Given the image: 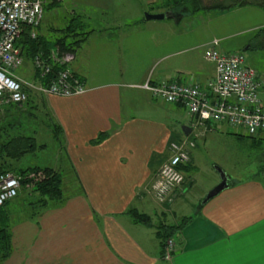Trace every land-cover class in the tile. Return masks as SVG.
I'll return each mask as SVG.
<instances>
[{"label": "crops", "instance_id": "crops-1", "mask_svg": "<svg viewBox=\"0 0 264 264\" xmlns=\"http://www.w3.org/2000/svg\"><path fill=\"white\" fill-rule=\"evenodd\" d=\"M70 1L69 5L67 0L52 2L33 31L51 42L59 35L57 30L69 25L71 15L87 19L93 11L113 20L112 28L90 36L72 64L89 91L73 97L43 94L44 101L38 97L39 106L44 102L63 129L69 159L66 171L74 172L78 194L35 217L10 211L15 218L13 250L0 264H264V181L255 178L256 172L229 180L227 189L204 205L200 201L192 215L176 214L151 197L153 181L175 142L167 116H187L191 124L193 119L182 105L156 104L159 101L142 88L148 81L153 85L166 81L194 82L210 90L216 71L205 53L211 42L219 40L221 52L251 54L250 59L245 56L262 78L259 93L264 106V10L249 5L179 12L169 10L167 0H147L155 11L146 13L172 11L184 16L177 21L142 19L122 26V20L115 18L122 0ZM223 1L229 3L210 7L232 4ZM206 2L202 0V6ZM22 68L25 75L21 76L34 82L32 60L24 57ZM24 70L31 71L32 80L26 79ZM39 94L33 90V95ZM141 107L149 109L146 115L133 112ZM227 128L217 124L202 130L241 141L236 134L244 132ZM100 134L107 137L95 144ZM253 140L254 146L263 148L264 133ZM62 157L59 154L58 164ZM183 188L176 190L172 203ZM132 210L161 213L159 224L177 225L180 218H194L174 238L170 260L162 259L157 225L135 222ZM166 210L174 212L173 222L164 218Z\"/></svg>", "mask_w": 264, "mask_h": 264}, {"label": "built area", "instance_id": "built-area-1", "mask_svg": "<svg viewBox=\"0 0 264 264\" xmlns=\"http://www.w3.org/2000/svg\"><path fill=\"white\" fill-rule=\"evenodd\" d=\"M45 3V0H0V106L25 103L28 100L26 88L58 97L79 96L89 91L84 80L72 69L75 55L59 49H54L48 56L39 52L33 58L34 82L17 74L24 66V56L17 42L26 27L32 29V38H37L33 30L43 20ZM219 43V40L211 42L205 53V59L214 64L216 71L210 90L205 91L194 82L166 81L158 85L148 81L142 88L155 100L185 107L193 119L194 129L224 124L237 132L257 137L264 133V106L259 93L262 78L248 64L244 53L221 52L217 49ZM56 65L66 68L54 73ZM188 145L195 146L189 140L170 145L169 158L162 163L151 186V193L160 204L169 201L185 183V175L179 167L190 160ZM20 181L13 173L0 174V207L18 197ZM174 251L175 242L169 240L165 260H170Z\"/></svg>", "mask_w": 264, "mask_h": 264}, {"label": "trees", "instance_id": "trees-1", "mask_svg": "<svg viewBox=\"0 0 264 264\" xmlns=\"http://www.w3.org/2000/svg\"><path fill=\"white\" fill-rule=\"evenodd\" d=\"M45 1V10H48L51 5H54L52 2L57 3L61 0ZM230 1L232 4H229L227 7L221 5H214L213 7L202 6V0H167L166 3L169 5V10L179 12H183L185 8H187L188 12H194L205 8L226 10V8L232 6L243 7L249 5L258 6L264 10V0ZM189 4L191 7H188L190 6ZM23 33V37L17 42V47L20 48L22 55L26 58L33 60L39 52L48 56L54 49H59L60 52L74 54L76 59L78 51L87 42L90 36L97 33V31L93 29L87 30L86 18L80 14H75L71 18L69 25L63 29L57 30L59 35L51 42L45 41L40 36L32 38L30 27H26ZM65 68L64 65H56L55 68H53V72L56 73L58 71H63ZM45 84H47V81ZM25 90L28 93V100L22 105L10 103L0 106V174L10 172L18 176L21 180V191L18 197L0 207V263L6 261L12 254L13 218L8 210L9 207L12 206L11 203H19L20 200L18 199H20L22 193L28 191L36 197L27 206V210L29 209V211H27L26 215L31 217H35L45 210L60 207L69 198L78 194V190L74 189L70 195H66L63 187L65 178L64 173L66 172V167L69 165V159L66 155L62 127L56 121L52 112L45 106L44 102L39 106L38 102L41 101H38V97L44 101L43 94L33 95V90L29 88H26ZM23 119L28 120V122L36 120L40 122L41 125L44 124V126L50 131L52 141L57 145L60 152L59 154H62L63 156L60 160L61 166L54 168L50 166L41 167L36 165L22 168L18 165V162L24 159L27 155L34 154L37 152L38 148L46 147V145H39L38 138L35 134H26L28 129L24 128L22 123ZM236 135L241 136L244 139H253V137L250 136L247 137L241 134ZM106 137L107 134H100L94 143L99 144L105 140ZM179 169L182 172L188 170V164L181 165ZM21 201H23V199H21ZM23 202L26 203L25 201ZM130 215L135 222L146 226H152L151 218L148 215L136 210H132ZM193 219L192 216L185 217L180 224L171 225L163 222L155 227L157 237L160 240V245L162 247L161 256L163 260H165V249L168 241L174 240V238L177 237Z\"/></svg>", "mask_w": 264, "mask_h": 264}, {"label": "rangeland", "instance_id": "rangeland-1", "mask_svg": "<svg viewBox=\"0 0 264 264\" xmlns=\"http://www.w3.org/2000/svg\"><path fill=\"white\" fill-rule=\"evenodd\" d=\"M70 2V0H67L66 3L69 5ZM228 3V1L223 0H207L204 5H224ZM117 7L118 9L115 18L120 21L122 20V26H125L128 23H132L131 21L140 22L142 19L144 21L143 14H145L146 12L155 11L154 9H152V4L147 0H122L121 4H118ZM188 7H191V5ZM64 15L65 17H67V14L64 13ZM89 16L90 18L86 19L87 30L93 29L97 32H100L104 28L113 27V20L108 15L105 16L99 12L94 13L92 11ZM72 17L73 15H71L68 19L71 20ZM100 22L104 23L105 26L100 27L103 26V24H101ZM232 40L237 41V38H234ZM245 54L248 58L251 56V54H249L248 52H245ZM24 71L26 73V79L32 80L31 75L29 74L31 71ZM17 74L20 77L25 75L22 70H19ZM155 103L164 106V102L159 101ZM148 110L149 109H147L146 107H141L139 109L133 110V112L137 115H146V112ZM166 119L167 123L170 125L173 131L175 143H182L186 140H189L194 142L195 144V146H187L188 152H190V160L187 163L188 170H184L183 172L186 179L185 183L181 186L184 187L181 197L176 202L172 203L173 198H175V191L170 196V200L165 203V205H169L170 211L174 210L176 214L178 211H182L185 215H192L198 209V204L200 203V201L203 202L209 191L221 182V178L216 170V167L222 168L227 173L229 180L238 181L245 178L249 173L256 172L254 174L255 178L264 181V144H262L263 148H259L258 146H254L252 144L253 139L251 140L248 138H242L241 141H239L235 136H229L226 135V133H204L205 131H203L202 128H191L193 129V132L188 137L184 132V128L191 127L192 125L189 122V117L182 116L180 118H175L172 115H169ZM22 123L24 128L28 129L26 134H35L38 138L39 145H46V147L38 148L37 152H35L34 154L27 155L24 159L18 162V165L22 168L36 165L41 167L50 166L55 168L61 166L60 163L58 164L59 150L54 141H52V135L50 131L36 120L28 122V120L23 119ZM227 130L229 132H236L232 128H227ZM241 135L248 137V135L246 134ZM256 160L258 161L257 163H254L250 165L249 168H247L248 163ZM242 167H245V169ZM64 175L65 178L63 187L65 189L66 195H70L74 191V189H78L77 187L79 183L72 171H66ZM28 193V191L22 193L20 199H18L20 200L19 203H11L12 206L9 207L8 211L14 212L16 210L21 212L22 214L27 213V211H29V209L27 210V206L31 203L32 200L36 198L33 196V194ZM151 197H153V194ZM21 199H23V201H25L26 203L21 201ZM170 211L166 210L165 212L166 215L164 218L167 222H173L174 212L170 213ZM160 215L161 213H159V215L149 214L148 216L151 218V221L152 223H154V225H158L160 223ZM182 219L183 218H180L179 221H181Z\"/></svg>", "mask_w": 264, "mask_h": 264}, {"label": "water", "instance_id": "water-1", "mask_svg": "<svg viewBox=\"0 0 264 264\" xmlns=\"http://www.w3.org/2000/svg\"><path fill=\"white\" fill-rule=\"evenodd\" d=\"M183 14H175L172 11L166 12V13H159V14H151V13H145L144 16V21H162L166 19H174V20H179L183 18ZM184 132L186 135H189L191 132L190 127L184 128ZM217 172L220 175L221 182L214 187L212 190L209 191V193L206 195L205 199L203 200L202 204H206L209 202L211 199L214 197L218 196L221 192H223L225 189L229 187V177L227 173L220 167H216Z\"/></svg>", "mask_w": 264, "mask_h": 264}]
</instances>
